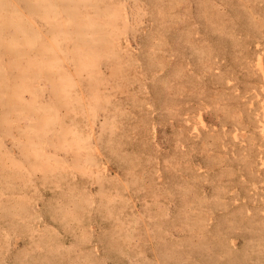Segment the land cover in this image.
<instances>
[{
  "label": "rangeland",
  "instance_id": "1",
  "mask_svg": "<svg viewBox=\"0 0 264 264\" xmlns=\"http://www.w3.org/2000/svg\"><path fill=\"white\" fill-rule=\"evenodd\" d=\"M0 264H264V0H0Z\"/></svg>",
  "mask_w": 264,
  "mask_h": 264
},
{
  "label": "bare ground",
  "instance_id": "2",
  "mask_svg": "<svg viewBox=\"0 0 264 264\" xmlns=\"http://www.w3.org/2000/svg\"><path fill=\"white\" fill-rule=\"evenodd\" d=\"M263 127V126H262Z\"/></svg>",
  "mask_w": 264,
  "mask_h": 264
}]
</instances>
